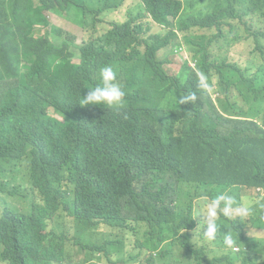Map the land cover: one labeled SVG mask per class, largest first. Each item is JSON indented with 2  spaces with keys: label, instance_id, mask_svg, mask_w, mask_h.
Here are the masks:
<instances>
[{
  "label": "clouds",
  "instance_id": "clouds-1",
  "mask_svg": "<svg viewBox=\"0 0 264 264\" xmlns=\"http://www.w3.org/2000/svg\"><path fill=\"white\" fill-rule=\"evenodd\" d=\"M146 1L86 0V11L82 16L76 5L58 0H17L19 4L12 19H5L0 14V51L4 50L16 67L12 74L0 78V148L14 160L13 171L34 152H41L54 161L62 160L65 152L80 147L82 135L88 137V123L96 111L111 113L124 106L128 98L127 74L131 71L115 63L102 64L94 72L92 50L114 49L141 30L148 31L146 38L168 31L171 29L169 24L186 16L188 5L192 10H200L188 12L206 13L211 17L214 21L212 29L191 26L198 38L189 40L185 33L189 27L180 26L174 43L157 51L158 59H167L164 66L171 75L184 67L199 71L196 41L207 34L198 55L204 60L206 53L208 61L220 67L222 72L215 67L212 73L226 87V90L219 89L217 84L206 81L200 72V87L207 90L210 102L204 123H196L193 118V124L202 133L227 134L230 141L239 142L246 138V122H253L264 130V94L255 91L261 84L254 82L264 77V17L260 16V13L264 14V0H179L181 6L178 5L175 11L155 10ZM240 7H257L260 13H253L255 17L242 16L244 11H240ZM68 18L72 23H67ZM77 29L81 31L80 35L75 33ZM182 49L186 51L183 63L172 73L166 66L170 58L164 57L165 52L176 55ZM240 51L250 55L251 60L246 64L232 60L233 53ZM90 74L93 80L85 87L79 106L69 104L64 108L62 102L66 90L79 86V79ZM196 99L195 93H191L182 95L177 102L194 103ZM174 117L177 115L164 109L160 99L151 98L144 106L124 108V113L114 120L112 133L101 137L107 149L108 167L100 171L106 179L123 173L128 177L131 192L140 197H160L164 215V222H157V225L156 221L134 219L107 231L123 236L125 232H139V225L153 224L157 227L155 236L148 239L141 236V240L147 245H155L156 251L190 257L189 264H259L264 252L260 253L257 247L249 244H237L233 221L238 216L243 219L251 215L252 209L244 204L245 198L262 196L263 187L232 184L206 193L195 186L197 170L179 181L172 178L173 185L165 183V186L160 177L156 180L145 174L148 171L146 163L159 157V144L168 134L174 145L180 144L184 162L192 163L201 155L197 144L189 150L181 145L183 136ZM164 177H169V172ZM43 181L46 183L45 179ZM17 185V180H5L0 186L1 212L23 205ZM64 190L69 199L75 197V184L68 182ZM196 190L205 193L193 199V206L185 216H178L173 210L177 198L188 201ZM249 190L257 194L247 193ZM236 196H239V202L234 199ZM259 212L262 221L248 232L258 242L264 239L253 234L258 228L264 236V210ZM4 219L6 227L0 236V264H30L43 246L42 239L34 233L35 227L45 223L44 216L41 222L31 219L26 225L13 222L8 215ZM49 227L52 228L51 224ZM14 237L17 244L13 248L15 252L10 254L7 242ZM131 238L127 241L134 245ZM133 245L126 250L137 252Z\"/></svg>",
  "mask_w": 264,
  "mask_h": 264
},
{
  "label": "trees",
  "instance_id": "trees-1",
  "mask_svg": "<svg viewBox=\"0 0 264 264\" xmlns=\"http://www.w3.org/2000/svg\"><path fill=\"white\" fill-rule=\"evenodd\" d=\"M17 0L8 2L0 0V14L5 19H12L17 5ZM55 2V0H52ZM65 4H74L83 16L86 11V0H58ZM149 6L157 10L175 11L179 0H147ZM234 12L233 6H231ZM186 16L176 23H171L170 30L156 33V36L144 37L147 30L141 32L114 49L92 50V70L96 72L102 64L119 63L131 72L127 74L125 85L127 100L122 108L116 112L103 113L96 111L90 117L89 135L80 137V147L73 151H67L62 160L54 161L44 157L41 152L27 155L20 167L13 171L16 164L14 160L3 153L0 148V186L5 180H17V193L23 197L21 207L0 211V236L6 227L4 217L11 216L13 222L27 224L28 220L38 219L42 216L45 223L42 227H35L34 235L42 239L43 246L34 254L30 264H189L191 258L183 254H165L155 250V245H147L145 241L155 236L157 227L153 224L139 225V232H125L124 237L107 231L108 228H116L123 222L134 219L164 222L160 197L151 195L140 197L131 192L128 187V177L119 173L106 179L100 171L107 168V149L101 137L112 133L111 127L114 120L124 113L126 107L146 105L151 98L160 99L164 109L172 112L179 130L183 136L181 145L189 150L194 143L201 149V155L192 163L184 162L181 157L180 144L174 145L171 134H168L159 144V157L146 163L148 169L145 174L157 180L173 185L172 178L177 181L189 176L190 172L197 170L195 178L206 193L209 190H217L228 185H242L247 187L261 186L264 188V130L253 122H246L247 135L243 141H230L227 134L202 133L201 129L194 125L203 124L209 109L207 90L200 87V72L205 75L206 81L215 83L219 89L226 90L223 83L216 79L212 71L218 66L211 64L204 53V60L199 57L200 48L203 46L207 34L201 35V40L196 41L199 49L196 52L199 71L184 67L177 74L171 75L164 66L167 59H158L157 51L165 45L174 43L178 37L177 30L181 27H189L185 30L189 40L198 38L191 26L211 30L213 19L206 13L188 12L192 10L186 7ZM245 15L260 13L257 7H240ZM260 16L264 17L263 13ZM255 17V16H254ZM213 40H210L212 43ZM145 45V49L142 46ZM4 61L6 63H4ZM16 70L7 53L0 51V78L4 74H12ZM79 86L68 88L63 95L62 106L69 104L79 106V100L85 92V87L93 80V75L81 77ZM260 83L255 88L258 93L264 94V77L254 81ZM195 93L197 99L194 103L180 104L177 102L182 95ZM177 96V97H176ZM70 99V101H69ZM213 127V126H212ZM178 128V127H177ZM17 161V160H16ZM106 170V169H105ZM108 171V170H107ZM94 172V174H93ZM169 172V177H164ZM45 179L46 183L43 181ZM68 182L75 184L76 195L69 199L64 185ZM201 190L191 194L188 201L177 198L178 202L173 210L178 216H185L193 206V199L203 195ZM153 195V194H152ZM157 195V194H156ZM245 205L252 209L251 215L233 221L234 236L237 244H249L257 247V251L264 252L263 241L258 242L248 235L252 227L262 221L260 210H264V194L247 196ZM37 210L39 211L38 213ZM167 218V217H166ZM75 223L86 226V240L78 239L81 235L76 230ZM51 224L52 228L49 227ZM95 228V231L92 230ZM107 227V228H106ZM264 228V227H263ZM94 232V233H93ZM93 233V234H91ZM137 237L136 239L134 237ZM132 237L131 241H127ZM7 251L12 254L17 244V238L10 239ZM133 245V250L128 252ZM13 249V250H12ZM127 249V250H126ZM84 254L82 257L81 254ZM188 256L191 254L188 253ZM259 264H264V256ZM64 262V263H62Z\"/></svg>",
  "mask_w": 264,
  "mask_h": 264
},
{
  "label": "rangeland",
  "instance_id": "rangeland-1",
  "mask_svg": "<svg viewBox=\"0 0 264 264\" xmlns=\"http://www.w3.org/2000/svg\"><path fill=\"white\" fill-rule=\"evenodd\" d=\"M52 22H53V24L56 23V21L54 19H52ZM70 22H71V20H69V18H68L67 23L70 24ZM75 33L80 35L81 31L79 29H77ZM185 52L186 51L184 49H182V51L177 53L176 55L170 54L169 51L165 52L164 57L168 56L170 58V62L166 63V66L169 68V70L172 73L177 72L178 68L180 67V64L183 63V60L185 58ZM232 60L239 61L242 64H246V61L247 60H251V59H250V55L246 54L243 51H240L239 54L233 53ZM55 65L56 64L54 62L53 66H55ZM256 119L261 121V119L259 117H256ZM247 193L252 194V195H256L257 194L256 191H250V190ZM234 199L236 200V202L240 201L239 196H236ZM75 226H76V230H78V232L81 234V235H78V236H80V237H78V239H80V240H82V242H84L86 240V233H87L86 226L84 224H78V223L75 224ZM253 234L258 236V239L264 237V236H262L263 234L260 232V229H258V228L253 231ZM81 256L83 257V253L81 254Z\"/></svg>",
  "mask_w": 264,
  "mask_h": 264
}]
</instances>
